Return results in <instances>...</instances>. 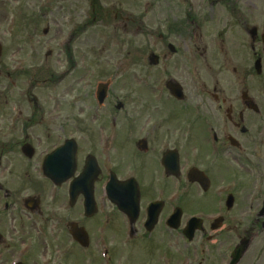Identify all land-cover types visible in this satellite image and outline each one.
I'll use <instances>...</instances> for the list:
<instances>
[{
  "label": "flooded vegetation",
  "instance_id": "flooded-vegetation-1",
  "mask_svg": "<svg viewBox=\"0 0 264 264\" xmlns=\"http://www.w3.org/2000/svg\"><path fill=\"white\" fill-rule=\"evenodd\" d=\"M59 2L40 7L68 29L53 56L37 41L28 56L38 63L0 58V264H229L241 241L237 264H264V0H223L216 13V1L169 7L162 31L135 10L103 12L92 0L78 26L106 22L123 33L119 64L131 70L119 80L106 61L86 63L91 37L74 46V11ZM214 19L219 31L234 28L226 38L207 33ZM212 58L228 83L202 74ZM70 139L71 154L45 164ZM238 171L247 193L239 209L229 188ZM107 189L127 199L118 207Z\"/></svg>",
  "mask_w": 264,
  "mask_h": 264
},
{
  "label": "rangeland",
  "instance_id": "rangeland-1",
  "mask_svg": "<svg viewBox=\"0 0 264 264\" xmlns=\"http://www.w3.org/2000/svg\"><path fill=\"white\" fill-rule=\"evenodd\" d=\"M196 1L197 2L195 4L194 0H188L186 3H184L182 0H98V8H101V11L106 12L109 7L117 5L121 6V8H124L126 11L129 10L131 12H134L135 10L137 12L136 14L141 17L144 27L148 28L151 25H154V27L158 28L159 31H162L159 26V19L167 16V19L169 20V7L183 5L207 7L210 6V1H216L215 4H213V11L215 13L219 10L220 7H224V4L219 3L223 0H205L209 2H204V6H202L203 4L200 2V0ZM55 4V0H47V3H44L42 5L41 0H0V42L3 46L4 56L8 57L7 61L10 60L14 62L13 64H15V66H17L16 64H21L23 61H25L26 64L27 61H29V59L27 58L29 55L28 48H30V46L37 47V41H40L42 46V50H39V53L41 55L42 52L51 50L53 56V54L57 51L56 47H58L57 44L61 36L58 35V32L62 33L67 31L61 25L57 27L55 21L52 22L50 19L54 17L53 15L56 14V11H53L51 13V10H49V8H52L53 6H55ZM90 4H92V0H61V2L57 4V6L60 5L63 8V11H74L71 13L72 21L70 23L72 25L74 24V26H77L78 29L76 30V32L79 33L78 36L73 37L72 40L75 41L73 42L75 47L78 48V46H80L79 44L81 36L91 37L90 46L92 50H90L91 53H86L90 54V57L85 59L86 63H89L95 69L98 62L101 63L106 61L107 64H109L108 70L109 72H111V76L114 73H118L117 80H119L120 74L123 75L124 71L127 72L131 70V68H124V66H121L119 64L121 60L119 55L121 54L123 48L121 47L123 33H119L118 29L113 31L109 24H105L106 22L85 25L84 28L80 29V26L78 25H83L86 22L87 19L85 18V14L88 12V10L90 11ZM43 6L49 7L46 12H50L47 13L46 16H42L40 14V12H42L41 8ZM39 7L41 8L39 9ZM221 16L222 20L224 17H226V15L224 14ZM211 22L213 26L207 28V33L215 34V38H226L229 35V31L234 29L233 27L231 28L226 24L225 28L227 30L224 32L219 31L220 26H216V22L218 21L214 19ZM47 25L49 29L47 34L44 35L42 34V30ZM35 26H37V29L33 30ZM214 27H216L215 31L212 30ZM129 37V34H125L124 40H128ZM214 37L211 36V38ZM81 44L85 46L84 43ZM81 49L82 48H80L79 51H81ZM243 49V47L238 46L239 52ZM211 50L213 49L211 48ZM242 59H244L245 62L248 61V57L246 56L239 57V60ZM219 60L220 59L212 58L211 61L213 63H209V71L207 69L203 70V72L200 69V71L202 72V74L211 75L213 76V79L217 80H220V78L225 75L228 77V83L230 77L220 70ZM31 62L33 64L38 63V61ZM46 63H49V66L52 68L56 66V63L53 62L52 57H49ZM110 65L112 66L110 67ZM143 71H146L145 68L143 69ZM220 72L221 75H218ZM64 88L65 86L62 85V89L60 87L59 90L65 91ZM56 91H58V88L56 89ZM17 93L18 91H15V95L18 96ZM66 100H69V98H66ZM222 175L229 176L230 174L228 172H222ZM246 195L247 194L245 191H241L240 189H238V198H240V196L242 198H245ZM242 205H245V202H241L238 209L242 207ZM141 246L142 245H140V247ZM77 264H80V262Z\"/></svg>",
  "mask_w": 264,
  "mask_h": 264
},
{
  "label": "water",
  "instance_id": "water-1",
  "mask_svg": "<svg viewBox=\"0 0 264 264\" xmlns=\"http://www.w3.org/2000/svg\"><path fill=\"white\" fill-rule=\"evenodd\" d=\"M240 253H241V250H239V251L237 252V255L235 254L234 262L238 259Z\"/></svg>",
  "mask_w": 264,
  "mask_h": 264
}]
</instances>
